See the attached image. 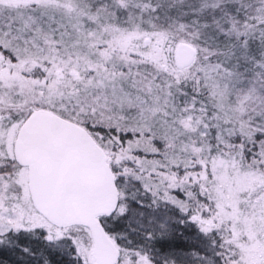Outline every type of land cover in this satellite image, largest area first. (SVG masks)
<instances>
[{
    "label": "snow or ice",
    "instance_id": "obj_1",
    "mask_svg": "<svg viewBox=\"0 0 264 264\" xmlns=\"http://www.w3.org/2000/svg\"><path fill=\"white\" fill-rule=\"evenodd\" d=\"M0 264H264V0H0Z\"/></svg>",
    "mask_w": 264,
    "mask_h": 264
}]
</instances>
